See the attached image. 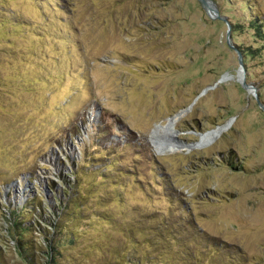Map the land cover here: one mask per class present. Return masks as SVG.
Returning a JSON list of instances; mask_svg holds the SVG:
<instances>
[{
	"label": "rangeland",
	"instance_id": "1",
	"mask_svg": "<svg viewBox=\"0 0 264 264\" xmlns=\"http://www.w3.org/2000/svg\"><path fill=\"white\" fill-rule=\"evenodd\" d=\"M208 1L0 0V264H264V0Z\"/></svg>",
	"mask_w": 264,
	"mask_h": 264
},
{
	"label": "bare ground",
	"instance_id": "2",
	"mask_svg": "<svg viewBox=\"0 0 264 264\" xmlns=\"http://www.w3.org/2000/svg\"><path fill=\"white\" fill-rule=\"evenodd\" d=\"M184 114V110H178L176 112H174L173 114L167 116L164 121H161L159 123H157L153 129V136L155 139H157L158 135L159 136H167L168 141H164L163 143L159 142L157 144V142H155V148L157 149L158 152L161 151H168V150H176V149H180V148H184V147H189L192 144H187L179 139H177L176 137V133L178 131H176V127L175 124L177 122V120ZM162 130L164 131V134H160L159 131ZM212 133H206V134H202L203 138L209 137L211 136Z\"/></svg>",
	"mask_w": 264,
	"mask_h": 264
},
{
	"label": "trees",
	"instance_id": "3",
	"mask_svg": "<svg viewBox=\"0 0 264 264\" xmlns=\"http://www.w3.org/2000/svg\"><path fill=\"white\" fill-rule=\"evenodd\" d=\"M242 61H243V58H242ZM31 197L32 196H30V198ZM28 198L29 197H27L25 200H28ZM23 204H25V203H23ZM61 204H62V202H61ZM21 206L22 207L20 209H18L19 211H17L18 213H15L14 210L12 212L14 214L13 218H12V222H13V231H12V233H13V235L16 238V241H17V244L19 245V248L23 249V250H26L28 244L30 243V238L27 237V235H23V232L25 233L27 228H28V223L24 222V219L26 217L24 215V211H25L24 208L25 207L23 205H21ZM20 215H21V217H20ZM17 217H19V218H17ZM53 251H54V249H53V247H52V245L50 243L49 247H48V253L50 254V258H49V261H46L47 262L46 264H53L52 261H51V256H52ZM23 253L27 254L28 260L31 263L33 261V256H31V252L23 251Z\"/></svg>",
	"mask_w": 264,
	"mask_h": 264
},
{
	"label": "water",
	"instance_id": "4",
	"mask_svg": "<svg viewBox=\"0 0 264 264\" xmlns=\"http://www.w3.org/2000/svg\"><path fill=\"white\" fill-rule=\"evenodd\" d=\"M202 3L208 5L210 8L215 10V7L208 1V0H200ZM228 31V30H227ZM237 59L239 64L242 66V57L239 51H237ZM245 85H247V82H244Z\"/></svg>",
	"mask_w": 264,
	"mask_h": 264
}]
</instances>
